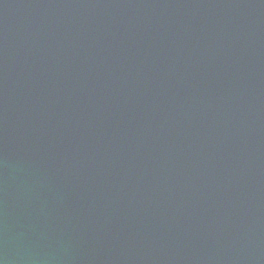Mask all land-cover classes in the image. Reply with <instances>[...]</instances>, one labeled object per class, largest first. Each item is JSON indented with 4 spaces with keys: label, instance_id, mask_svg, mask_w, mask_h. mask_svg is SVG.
<instances>
[{
    "label": "water",
    "instance_id": "95a60500",
    "mask_svg": "<svg viewBox=\"0 0 264 264\" xmlns=\"http://www.w3.org/2000/svg\"><path fill=\"white\" fill-rule=\"evenodd\" d=\"M0 264H264V0H0Z\"/></svg>",
    "mask_w": 264,
    "mask_h": 264
}]
</instances>
